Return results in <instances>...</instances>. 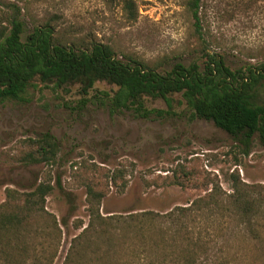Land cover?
Returning a JSON list of instances; mask_svg holds the SVG:
<instances>
[{
  "label": "rangeland",
  "instance_id": "374dc122",
  "mask_svg": "<svg viewBox=\"0 0 264 264\" xmlns=\"http://www.w3.org/2000/svg\"><path fill=\"white\" fill-rule=\"evenodd\" d=\"M133 1L136 20L128 19L123 0H0V39L19 11L27 34L49 22L69 46L105 44L120 58L129 55L150 66L165 59L167 68L175 61L201 63L203 51L223 55L232 69L264 62V0H204L205 43L195 32L188 0ZM98 89L112 87L100 83ZM26 98L0 104V180L7 184L0 186V204L7 188L18 189L14 181L26 182L32 172L53 179L61 173L76 211L70 216L69 202L58 190L46 199L58 221L70 220L54 264L64 263L72 240L89 223V183L105 194L103 216L163 215L192 203H264V148L256 140L246 147L213 122L190 121L189 114L167 120L112 115L98 102L84 105L77 85L62 89L37 82ZM147 105L166 109L160 100ZM48 132L62 145L57 164L26 165L32 141ZM190 218V237L208 242L211 253L229 255L231 264H264V213L243 224L219 214ZM148 227L154 242L166 231L158 224ZM129 231L120 249L128 257L138 245Z\"/></svg>",
  "mask_w": 264,
  "mask_h": 264
},
{
  "label": "trees",
  "instance_id": "16d2710c",
  "mask_svg": "<svg viewBox=\"0 0 264 264\" xmlns=\"http://www.w3.org/2000/svg\"><path fill=\"white\" fill-rule=\"evenodd\" d=\"M203 1L188 0L187 7L195 32L205 43ZM123 4L128 19L136 20L134 1L123 0ZM201 58V63L175 61L167 68L166 59L150 66L129 55L120 58L105 44L69 46L49 22L34 25L27 34L18 11L0 39V104L26 102L28 90L37 82L62 89L77 85L84 105L98 102L112 115L129 112L137 119L167 120L189 114L190 121L213 122L246 147L256 140L264 148V62L232 69L223 55L203 51ZM100 83L112 89L100 91ZM148 100H160L166 109L150 108ZM32 143L35 148L26 153V165L57 164L62 145L54 135L48 132ZM14 184L18 189L7 188L6 201L0 204V264H54L62 228L68 229L70 220L58 221L47 210L46 199L58 190L69 202L71 216L76 211L74 197L65 190L61 173L53 179L50 173L32 172L30 180ZM6 185L0 180V186ZM87 192L89 223L72 240L63 264H231L229 255L213 254L208 242L190 237V217L201 214L206 219L219 214L243 224L264 213V203L239 200L192 203L163 215L149 211L103 216L104 192L96 191L90 183ZM154 224L166 230L155 242L148 236V226ZM184 229L186 234L181 235ZM129 230L136 234L138 245L128 257L120 254V249L126 245ZM237 258L240 260L236 256L235 261Z\"/></svg>",
  "mask_w": 264,
  "mask_h": 264
}]
</instances>
